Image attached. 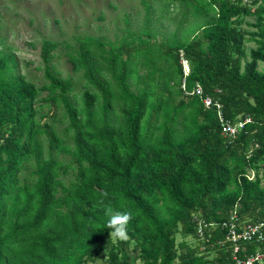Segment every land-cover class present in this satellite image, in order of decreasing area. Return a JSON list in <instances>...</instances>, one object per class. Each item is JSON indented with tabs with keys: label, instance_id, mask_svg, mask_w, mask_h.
Returning <instances> with one entry per match:
<instances>
[{
	"label": "trees",
	"instance_id": "16d2710c",
	"mask_svg": "<svg viewBox=\"0 0 264 264\" xmlns=\"http://www.w3.org/2000/svg\"><path fill=\"white\" fill-rule=\"evenodd\" d=\"M177 2L161 40L144 0L119 42L66 41L82 84L56 69L60 42L43 41L39 86L0 37V264H234L221 224L264 220V0H167L158 20ZM184 58L188 91L201 84L226 119L251 118L235 137L186 94ZM109 210L130 213L127 238L110 235ZM195 216L220 225L201 236Z\"/></svg>",
	"mask_w": 264,
	"mask_h": 264
},
{
	"label": "rangeland",
	"instance_id": "374dc122",
	"mask_svg": "<svg viewBox=\"0 0 264 264\" xmlns=\"http://www.w3.org/2000/svg\"><path fill=\"white\" fill-rule=\"evenodd\" d=\"M146 1L156 7L153 17L160 28L161 40L162 31L173 30L177 26L181 6L178 2L170 4L169 11L161 21L157 17L167 0ZM145 15L144 0H0V37L6 39V43L18 55L23 73L39 86L46 82L42 60L43 41L51 39L60 42L61 45L55 50L60 54V57L54 59L56 69L61 71L62 76L73 78L75 82L82 84L81 73L75 72L72 63L67 59L64 43H74L75 38L87 35L119 42L127 25L126 16L131 18L130 26L137 28ZM253 45V42H248L246 47L249 49ZM184 64L185 68L190 66L189 62ZM263 68L264 63L260 66V69ZM47 93L48 91L43 92L41 97L45 98ZM49 105L45 106V110L50 113L61 112V108L55 104L52 107ZM55 109L57 110L54 111ZM182 238L183 236L178 235V241L183 240ZM186 240L192 245L195 244V239L190 236ZM86 264L106 263L104 258H100Z\"/></svg>",
	"mask_w": 264,
	"mask_h": 264
},
{
	"label": "built area",
	"instance_id": "2783aa9c",
	"mask_svg": "<svg viewBox=\"0 0 264 264\" xmlns=\"http://www.w3.org/2000/svg\"><path fill=\"white\" fill-rule=\"evenodd\" d=\"M185 62H188V60L184 58L183 67L185 78L183 81V88L186 94H195L199 96L203 100L204 105L208 108L215 106L222 124L223 134L225 136L235 137L240 129L244 128L245 124L251 121V118L236 122L226 119L223 113L222 103L216 101L212 96H205L201 84H197L192 91H188L186 88V77L189 75L191 69L190 66L185 68ZM195 218L197 220V230L201 236L205 235L206 229L220 225L219 223H209L198 216H195ZM221 226L225 230L222 243L230 244L234 264H264V251L258 250L248 253L247 247L245 246L246 242L264 240V220L258 222H245L240 220L236 213H233L230 218L221 224Z\"/></svg>",
	"mask_w": 264,
	"mask_h": 264
},
{
	"label": "clouds",
	"instance_id": "9594fccd",
	"mask_svg": "<svg viewBox=\"0 0 264 264\" xmlns=\"http://www.w3.org/2000/svg\"><path fill=\"white\" fill-rule=\"evenodd\" d=\"M101 195L102 197H106L107 193L105 192ZM130 219L131 215L128 212H117L115 214H111V210H109V220L107 222V227L113 230L110 235H114L118 238H125L126 226Z\"/></svg>",
	"mask_w": 264,
	"mask_h": 264
}]
</instances>
